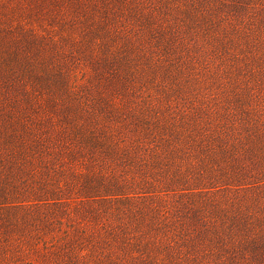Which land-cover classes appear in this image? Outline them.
<instances>
[{
    "label": "rangeland",
    "instance_id": "obj_1",
    "mask_svg": "<svg viewBox=\"0 0 264 264\" xmlns=\"http://www.w3.org/2000/svg\"><path fill=\"white\" fill-rule=\"evenodd\" d=\"M58 1L23 0L12 19L42 37L0 50V264H71L70 252L83 245L76 232L82 216L73 212L84 201L81 192L74 186L51 194L52 178L79 186L97 173L113 175L109 184L132 182L123 183L126 191L161 189L138 185L145 170L123 156L106 155L75 137L81 124L98 133L99 126L101 132L108 125L115 130L116 120L124 135L136 136L133 122L146 121L152 143L176 150V193L160 192L155 200L193 201L198 223L205 218L218 230L214 235L223 232L220 243L211 234L198 247L212 245L214 252L213 245L226 244L215 251L235 255L231 261L217 260L213 252L196 254L202 264H264V0H134L133 44L118 54L75 51L49 38V30H59L73 14L52 6ZM232 119L239 126L225 129ZM160 137L175 146L166 147ZM51 197L74 201L21 208L7 203ZM237 213L250 221L239 232ZM63 230L68 236L56 242ZM52 238L54 246L43 248ZM118 243L113 250L120 252ZM156 257L157 264H170L166 250ZM186 263L195 264H180ZM123 264L144 263L125 257Z\"/></svg>",
    "mask_w": 264,
    "mask_h": 264
},
{
    "label": "trees",
    "instance_id": "obj_2",
    "mask_svg": "<svg viewBox=\"0 0 264 264\" xmlns=\"http://www.w3.org/2000/svg\"><path fill=\"white\" fill-rule=\"evenodd\" d=\"M22 1L0 0V10L2 12L0 19L3 20L0 22V50H17L18 48L28 46L29 40L32 38L42 37L41 33L35 32L23 20L12 19L11 12L15 11L14 9L24 7L26 4ZM133 1L59 0L52 6L64 8L73 14L70 18L63 21L59 30H49L48 37L54 39V41L56 40V42L58 41L60 47H66L75 51H88L96 54L128 52V49L133 44V23L130 13ZM237 30L239 31L241 28L238 26ZM53 31L55 33H52ZM243 109L245 110V107ZM232 117L237 118L238 116L232 114ZM114 123L112 124L116 127L115 130L112 129L111 125L104 126L108 128L105 130L108 132L107 134L105 131L101 132L100 126V132L96 133L94 128L83 129L82 124L74 134L75 137H78L77 135L84 137L82 142L78 141L79 143L84 145L87 143L93 148L97 147V149L103 148L106 155L123 156V158L129 160V163H134L140 170H145V173L141 174V179L137 183L138 185L147 184L148 188H155L160 185L161 189L144 190L140 187L139 191H134L133 189L126 191L123 190V183L128 182L130 184L132 182L128 180L126 182V180L121 178L117 179L114 184H109L113 175L103 176V174L97 173H91L79 186L77 183L67 182L66 180H63L60 184L59 180L55 181L52 178L51 181L53 183L51 185H54L55 182V187H53L51 194L60 192L61 189L70 190L76 186L77 190L81 192V196L79 197L84 199V201L79 199L82 205L76 207L73 211L75 215L82 216L78 217L81 218L78 223L83 225L76 232L79 234L78 238H81L79 244L83 245H80L77 251L70 252L69 258L72 260L71 264H103L106 262L110 264H123L125 257L139 259L144 264H157L156 256L159 250H166L167 254L170 255V264H180L185 261L202 264L203 261L198 259L196 254H203L207 257L208 254L213 252L212 245L206 244L201 247L199 246V248L198 241L208 236L211 237L212 234L213 238L217 239L215 241L220 243L223 232L220 233V237L214 235V232L218 230H214L210 222L205 218L201 219L198 223V218L194 216L195 211L192 208L195 203L189 199L176 205L175 203L164 205L155 200L160 192L176 193V190L171 188L172 184H178L181 181L179 167L172 164L176 150L161 148L159 141L158 143H152L153 140L151 139H155L152 135L153 130L149 128L151 125L146 121L133 122V131L136 132L138 129L137 136L134 133L124 135L123 123L119 120L114 121ZM236 126H239V122L236 119H232L225 129L229 130L230 127ZM159 140L165 142L166 147L175 146V144H171L168 138L160 137ZM240 141L241 139L238 138L239 144L242 143ZM147 143L148 146L144 147ZM244 145H246V141L242 146ZM137 152H140L139 160H136ZM104 182L106 183L104 184ZM109 187H112L113 191ZM101 189L104 191V194H100ZM92 192L94 194H90ZM35 200V203H29L30 200L25 202L24 200H16L7 203L10 204V208H21L36 203L57 204L74 201L70 200L69 197H51L50 199ZM179 205L181 209L177 208ZM182 209H185L186 212L180 213ZM238 214L235 216H239ZM84 217H88V219ZM185 218L190 220V222L186 223ZM244 218L245 216H239L237 219H234V221H240V223L238 222L234 226L237 232L242 228L246 229L250 223L247 219L248 217ZM227 220L231 222L229 225L233 223V218L232 220L231 218ZM219 221L217 222V220L213 219L214 223L222 227L227 224L223 220ZM113 222L115 224L112 227ZM239 224L240 226H238ZM68 227H71V225ZM61 233L63 236L57 238L56 242L67 237L69 231L63 230ZM258 236L254 237V239ZM259 237L263 241L262 238L264 236L260 235ZM85 238H89L86 239L87 242H83ZM52 240L53 238L49 241L44 240L42 242L43 248L54 246ZM118 241L120 243L115 248L120 252L113 250V243ZM220 245L227 247L226 244H216L213 247L215 246L217 251L224 250V247H220ZM259 245H261V249H264V242H261ZM215 249L212 253L215 259L235 261V257L233 259L235 255H232L233 252L229 256L228 253L219 254ZM207 262L210 261L207 260ZM220 262H224V260ZM27 264L30 263L28 262Z\"/></svg>",
    "mask_w": 264,
    "mask_h": 264
}]
</instances>
